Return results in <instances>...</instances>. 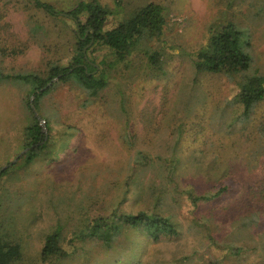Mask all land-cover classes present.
<instances>
[{
	"label": "rangeland",
	"instance_id": "374dc122",
	"mask_svg": "<svg viewBox=\"0 0 264 264\" xmlns=\"http://www.w3.org/2000/svg\"><path fill=\"white\" fill-rule=\"evenodd\" d=\"M42 1L58 14L33 0H0L3 73L45 78L74 54L78 26L64 14L82 0ZM85 1L111 12L106 28L161 4L165 46L145 39L138 47L163 49L164 67L154 70L138 49L105 67L109 82L96 97L72 81L48 92L37 111L48 146L32 160L22 154L33 118L30 84L0 82V172L8 166L0 176V239L21 244L19 264H264V99L242 122L241 107L230 103L241 77L198 74L192 59L213 28L233 21L250 32L253 68L264 74V0ZM88 47L101 62L105 49ZM225 186L192 207L187 193ZM116 210L160 212L180 235L156 241L124 228L105 244L78 234ZM56 230L66 254L45 261L41 251Z\"/></svg>",
	"mask_w": 264,
	"mask_h": 264
},
{
	"label": "trees",
	"instance_id": "16d2710c",
	"mask_svg": "<svg viewBox=\"0 0 264 264\" xmlns=\"http://www.w3.org/2000/svg\"><path fill=\"white\" fill-rule=\"evenodd\" d=\"M35 4L51 15H57L54 6L42 0H33ZM110 11L96 1H80L75 8L68 11L66 16L72 18L77 26L76 49L69 61L65 64H53L47 77H41L35 73L6 74L0 70V82L9 80H21L30 84L32 97L27 100V107L33 114L31 122L24 129V149L26 159L32 160L38 152L48 146L47 132L42 123L43 118L37 115L42 98L51 90L59 87L63 82L72 81L85 89L90 97H96L108 85V77L105 67L111 68L128 58L138 50L143 40H162L166 25V15L161 4L151 2L138 9L127 20L120 21L111 28H106V21ZM84 17V21L81 18ZM95 41V42H94ZM96 44V48L105 49V55L101 62H96L88 56L89 44ZM88 47V49H86ZM250 32L239 27L233 21H225L213 28L210 32L208 43L192 54L196 72L199 73H225L229 76H240L239 91L230 103L241 107L240 117L242 122L247 120L254 107L264 99V74L254 70V58L250 52ZM143 56L147 58L150 66L155 70L164 67L163 53L160 49L151 47L140 48ZM112 56V59H108ZM101 67V68H100ZM55 78H57L55 80ZM244 121V122H245ZM51 129L50 123L47 125ZM145 158V160H144ZM147 157L141 158V164L146 165ZM4 169L0 176L7 172ZM228 187L221 188L214 194L194 196L187 193L193 206L198 207L201 202L210 201L228 191ZM124 228L139 229L151 239L173 238L180 235V230L170 216L160 212L137 213L113 211L111 216L99 217L78 234L94 237L109 244L115 236ZM60 230L47 235L46 242L41 251L43 260H51L53 257H62L66 252L60 248ZM22 257L21 244L10 240L0 239V264H19ZM144 264V263H136Z\"/></svg>",
	"mask_w": 264,
	"mask_h": 264
},
{
	"label": "water",
	"instance_id": "95a60500",
	"mask_svg": "<svg viewBox=\"0 0 264 264\" xmlns=\"http://www.w3.org/2000/svg\"><path fill=\"white\" fill-rule=\"evenodd\" d=\"M57 78H55V80H56ZM44 130L46 131V128L44 127ZM26 151H28V148H26L23 152H22V154L23 153H25ZM15 162V160L11 163V164H13ZM8 166H5L4 168H2V170H4V169H6ZM1 170V171H2Z\"/></svg>",
	"mask_w": 264,
	"mask_h": 264
}]
</instances>
